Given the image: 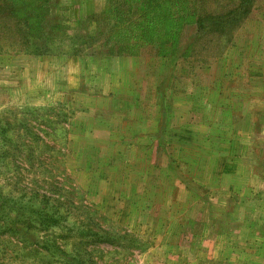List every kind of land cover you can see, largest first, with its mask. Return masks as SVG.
Listing matches in <instances>:
<instances>
[{
  "label": "rangeland",
  "instance_id": "374dc122",
  "mask_svg": "<svg viewBox=\"0 0 264 264\" xmlns=\"http://www.w3.org/2000/svg\"><path fill=\"white\" fill-rule=\"evenodd\" d=\"M20 1L63 55L0 43V264H264V0L228 34L183 24L189 0ZM168 7L174 47L113 40L165 41Z\"/></svg>",
  "mask_w": 264,
  "mask_h": 264
},
{
  "label": "trees",
  "instance_id": "16d2710c",
  "mask_svg": "<svg viewBox=\"0 0 264 264\" xmlns=\"http://www.w3.org/2000/svg\"><path fill=\"white\" fill-rule=\"evenodd\" d=\"M250 1L251 0H239V3L236 7L229 8L228 10L222 9V12L214 13L215 11H213L210 13H201L197 7L191 6L192 0H189V19H187L183 24L194 25L196 32L200 31L201 29H205V31L209 33L228 34L231 29L236 26L241 17L248 14ZM23 7L27 9V12H25ZM40 10L41 7L34 5L33 2L27 5L20 0H0V43L1 41H6L10 43L8 45L9 47L6 48H11L12 46L14 47V44H16L14 42V37H17L18 42L21 41V48L28 54H37L39 56L63 55L60 53L62 50H59L53 46L55 45V42H53V38L50 39V34L46 35L44 32L45 27L51 25L50 21H47L46 19V17L49 15L48 7H46L47 13L44 15L41 13L38 14ZM172 10L173 7H168L166 12L162 14V21L164 22L163 26L166 27L169 35L168 39L165 41L157 38H149L151 37V34L152 36L154 35V27L150 26V24H156L155 20H152L147 26L145 25L146 27L140 26L138 30H132L131 33L120 30L117 37H115L113 40H115L117 43H123L127 41L126 43H132L134 45H137L138 42H155L156 40V42H161V44L159 43V45H161V50L165 48L167 43H170V46L174 47L179 25L175 22L176 16L171 12ZM29 12H34L36 14V18H30ZM57 26L59 25L55 24V27ZM8 32L12 36L4 38L3 36H7L9 34ZM67 39L77 46L72 50L71 53H69V55L73 57H80L83 54V49H80V45L78 46L76 44L79 42L77 39H80V37L74 35L73 37ZM2 49L3 47L0 44V52ZM66 54L68 55V53ZM28 210L30 211V219L28 222L36 224L37 229L45 230L49 227H56L59 224L56 217H54L52 214L45 213L43 208L39 209L38 207L29 206ZM91 236L94 237L96 234H92ZM97 241L100 243L109 242L103 237H98Z\"/></svg>",
  "mask_w": 264,
  "mask_h": 264
}]
</instances>
